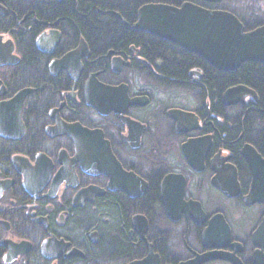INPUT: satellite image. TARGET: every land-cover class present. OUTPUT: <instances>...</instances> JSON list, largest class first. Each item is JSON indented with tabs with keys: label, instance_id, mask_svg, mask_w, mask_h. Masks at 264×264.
Returning <instances> with one entry per match:
<instances>
[{
	"label": "flooded vegetation",
	"instance_id": "af4514ba",
	"mask_svg": "<svg viewBox=\"0 0 264 264\" xmlns=\"http://www.w3.org/2000/svg\"><path fill=\"white\" fill-rule=\"evenodd\" d=\"M187 4L264 27V0H0V264H256L264 202L246 203L243 152L264 160L259 92L213 89L229 73L134 27ZM238 85L255 96L225 105ZM92 133L123 176L92 165Z\"/></svg>",
	"mask_w": 264,
	"mask_h": 264
},
{
	"label": "water",
	"instance_id": "95a60500",
	"mask_svg": "<svg viewBox=\"0 0 264 264\" xmlns=\"http://www.w3.org/2000/svg\"><path fill=\"white\" fill-rule=\"evenodd\" d=\"M137 31H147L162 40L178 45L186 52L195 54L206 61L214 69L222 73L238 70L244 63L264 64V27L253 32H245L240 21L220 12H210L193 5H184L180 9L166 6L146 7L139 12ZM106 96L102 98V109L112 108V89L105 90ZM248 95L255 96L246 86L239 85L228 89L222 97L225 105L244 103L243 98ZM99 110V106L90 104ZM87 144L90 145L92 165L110 177L119 171L114 162L108 144L96 133L88 135ZM86 142V141H85ZM107 144V145H106ZM244 157L250 164L254 174L252 189L247 204L263 203L264 192L258 187L264 183V160L252 148L246 147ZM100 158L103 160L101 161ZM120 181L131 182L129 176L120 177ZM264 240V221L254 233L253 239L257 246L258 240ZM262 248V245H260ZM223 260L232 264H241L235 255L213 254L209 258H200L186 264H201L209 260ZM256 264H264L262 250L255 254Z\"/></svg>",
	"mask_w": 264,
	"mask_h": 264
},
{
	"label": "trees",
	"instance_id": "16d2710c",
	"mask_svg": "<svg viewBox=\"0 0 264 264\" xmlns=\"http://www.w3.org/2000/svg\"><path fill=\"white\" fill-rule=\"evenodd\" d=\"M100 35V37L107 42L112 38V36H115L116 34L108 30V32H101ZM117 35L119 34L117 33ZM128 40L129 39L126 37V41ZM169 67L173 72L175 71V73H182L185 70V66L175 63L170 64ZM238 80H241L242 83L249 82L251 86H253L257 92H259L264 105V72L253 67H248L245 69V66H242L234 73L216 74L215 76L213 75V89L218 90L226 85L232 86L233 84H237Z\"/></svg>",
	"mask_w": 264,
	"mask_h": 264
},
{
	"label": "bare ground",
	"instance_id": "6f19581e",
	"mask_svg": "<svg viewBox=\"0 0 264 264\" xmlns=\"http://www.w3.org/2000/svg\"><path fill=\"white\" fill-rule=\"evenodd\" d=\"M137 24H138V22L136 23V25H137ZM136 25H135V26H136ZM135 26H134V27H135ZM175 45H176V44H175ZM177 46H178V45H177ZM178 47H179V46H178ZM180 48H181V47H180ZM183 50H184V49H183ZM244 99H245V98H243V101H244Z\"/></svg>",
	"mask_w": 264,
	"mask_h": 264
}]
</instances>
